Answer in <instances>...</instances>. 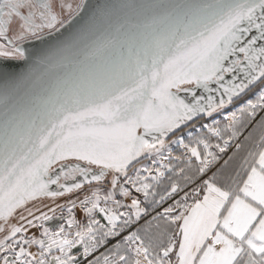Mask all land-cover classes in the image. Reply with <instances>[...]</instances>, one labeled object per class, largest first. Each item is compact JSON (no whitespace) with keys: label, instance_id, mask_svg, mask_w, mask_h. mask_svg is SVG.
I'll use <instances>...</instances> for the list:
<instances>
[{"label":"snow or ice","instance_id":"1","mask_svg":"<svg viewBox=\"0 0 264 264\" xmlns=\"http://www.w3.org/2000/svg\"><path fill=\"white\" fill-rule=\"evenodd\" d=\"M0 58V264H264V0H0Z\"/></svg>","mask_w":264,"mask_h":264},{"label":"rangeland","instance_id":"2","mask_svg":"<svg viewBox=\"0 0 264 264\" xmlns=\"http://www.w3.org/2000/svg\"><path fill=\"white\" fill-rule=\"evenodd\" d=\"M236 110V106H231L229 108V111H235ZM225 115H227V112H225ZM260 115H264V113H260L257 117H256V120L258 121L259 118H260ZM216 120L219 121V126H223L225 123H227L226 120H223L222 117L220 116H216ZM202 123H210V121H203ZM188 133H191V135H202L203 133H205L207 131L206 128H201L199 124H197V126L195 127V129H192V128H188L186 130ZM241 132H242V135H240L239 137H237L236 139H234L233 141H230L229 143V146L228 148L226 149L225 153H222L220 154L222 159L220 161V164L223 163V160H226L229 156H232L233 153H243L244 155L247 153V151L253 146V143L254 141L258 138L259 134H260V129L259 127L257 126V123L254 121L252 122L251 124L247 125L245 128L241 129ZM249 133L252 134L251 136V139H253L254 141L252 143H250V145H242L245 142H248L246 141L245 139L247 137H249ZM189 137L186 136V142H187V139ZM209 138L211 140V142L213 144H215L216 142H218L217 138L212 136L211 134H209ZM248 140V139H247ZM243 142V143H242ZM239 143L242 145V147H244L245 149L243 150L242 147L238 150L236 148V144ZM212 151H218L217 149L213 148ZM185 152V149L182 148L181 146L179 145H174L173 146V150H172V155L173 157H176V156H180L182 154H184ZM241 161V158H236L235 161H231V165H230V169L234 172V170L238 167L239 163ZM173 164L174 165H179V166H183L181 162L179 161H175L173 160ZM216 167H219V164L216 165ZM213 170H215V168H213ZM193 172H194V169H193ZM191 174V173H189ZM171 175V174H170ZM206 178V177H205ZM178 179V177H177ZM168 183L167 180L164 181V184L166 185ZM182 183V182H181ZM197 185L199 184V181L196 182ZM195 186V185H189L188 187L186 188H183L182 191H179L178 194L174 195L173 197L167 199L161 206H159L156 211H163V208L164 207H168L172 204H174V202L176 200H181L183 195H184V192H189L191 193V189L192 187ZM182 187H183V184H182ZM85 192L88 191L87 188H85L84 190ZM77 195H81L80 193H77ZM75 197H70V196H66L64 198H59L56 203H59V204H65L66 200L68 199H74ZM117 198H120V197H117ZM191 202V201H189ZM45 205H49V206H53V202L49 199H44L43 202H32L28 205V207H38L40 208L41 210L43 211H47V208L45 207ZM37 215H39V213H36ZM64 216L67 217L68 213H67V209L65 208L64 209ZM75 214H76V217L77 219H79L81 221V223H85V214L83 213V210L80 208L79 206V203L77 202V208L75 210ZM155 213H153L154 215ZM25 215H27V213H25ZM57 217L60 215V211L58 210L57 213H56ZM99 218V217H98ZM151 217H146V219H150ZM29 219H31V217H29ZM12 223H23L22 221H19L18 219V216L16 217H13L12 220H11ZM103 222V221H102ZM61 223L60 220H53V221H49L47 226L48 227H51V228H55V226L57 224ZM144 223V220H141L140 221V224H143ZM139 226V225H137ZM33 234H36L37 236H39V232L36 231V229H29L28 233H26L25 235L26 236H30V235H33ZM3 233H0V236H2ZM124 235H127V231L122 233L120 237H115V238H109V242L106 246H102L96 253H94V255H99L100 252H105L106 249H109L111 248L114 244H116L117 242L121 241L122 240V237ZM31 251H37V246L36 245H33L30 249ZM75 251V250H74Z\"/></svg>","mask_w":264,"mask_h":264},{"label":"water","instance_id":"3","mask_svg":"<svg viewBox=\"0 0 264 264\" xmlns=\"http://www.w3.org/2000/svg\"><path fill=\"white\" fill-rule=\"evenodd\" d=\"M102 2L103 0H88V3L90 4L102 3ZM253 34H255V32H253ZM34 45L39 46V42L38 41L26 42V47H28L29 49H32ZM3 60L4 58H0V61H3ZM9 63H11L15 71L21 75L25 74L30 67L29 64H26L23 61H9ZM3 86H4L3 81L0 80V88H2ZM18 87L23 91V90H26L27 87H30V85H27L25 82L22 81L18 84Z\"/></svg>","mask_w":264,"mask_h":264},{"label":"crops","instance_id":"4","mask_svg":"<svg viewBox=\"0 0 264 264\" xmlns=\"http://www.w3.org/2000/svg\"><path fill=\"white\" fill-rule=\"evenodd\" d=\"M245 140L248 141V142H245V141H244V143L242 142V143H243L242 145H247V146H248V145H250V143H252V142L254 141V140L251 139V138L248 139V140H247V139H245ZM242 149L244 150L245 148L242 147ZM238 153H239V152H238ZM238 153H236V156H235V158H234V161H235L236 158L239 157V158L242 159V157H244V156L246 155V154L244 155L243 153H240V154H238ZM230 165H231V163L229 164L228 172L232 173L233 171L230 169Z\"/></svg>","mask_w":264,"mask_h":264},{"label":"flooded vegetation","instance_id":"5","mask_svg":"<svg viewBox=\"0 0 264 264\" xmlns=\"http://www.w3.org/2000/svg\"><path fill=\"white\" fill-rule=\"evenodd\" d=\"M70 2L76 3L79 2V0H70Z\"/></svg>","mask_w":264,"mask_h":264}]
</instances>
